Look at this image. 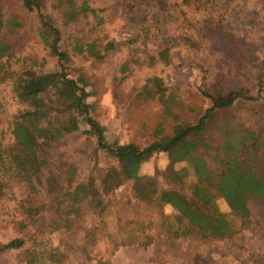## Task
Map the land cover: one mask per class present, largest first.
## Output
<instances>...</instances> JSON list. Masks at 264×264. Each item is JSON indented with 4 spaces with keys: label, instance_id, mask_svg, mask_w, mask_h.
Returning <instances> with one entry per match:
<instances>
[{
    "label": "rangeland",
    "instance_id": "374dc122",
    "mask_svg": "<svg viewBox=\"0 0 264 264\" xmlns=\"http://www.w3.org/2000/svg\"><path fill=\"white\" fill-rule=\"evenodd\" d=\"M84 8L98 11L102 22L97 26L95 17L88 15L77 24H64L58 1L44 0L45 12L61 31L62 50L68 54L66 72L88 81L93 92L88 102L109 142L146 147L160 135H171L178 123L196 124L213 105L204 93L230 91L246 98L216 114L205 138L210 148L201 147L199 154L208 160L217 155L222 129L245 128L264 137V0H90ZM0 16L6 24L13 19L17 24L14 29L7 25L0 35L12 47L14 69L59 70L58 58L41 38L36 14L25 10L22 0H0ZM97 38L114 41L116 48L104 60L79 53ZM154 77L169 89L164 105L145 92L148 79ZM25 108L10 82L0 84L4 146L13 145L12 124ZM88 129L83 125L45 148L47 167L32 184L0 169L5 183L0 193V247L25 235L27 241L21 249L0 253V264H28L34 253L44 250L58 251L61 264H264V201L258 198L248 202L251 216L242 231L224 239L203 238L177 221L171 207L137 199L133 181L107 198L102 215L92 214L86 204L78 218L64 214L69 201L48 192V177L67 187L72 167L75 185L93 180L100 186L116 165L98 149L96 138L86 134ZM2 159L0 155V163ZM169 164L167 154H156L142 165L140 175L156 178L160 189L176 188L192 197L195 178L190 167L183 180L174 181L165 177ZM185 168L186 163L177 166ZM28 199L41 211L35 222L24 215L31 205ZM216 204L229 212L224 200ZM55 219L61 224L64 219L73 221L69 228L56 230L50 225ZM47 257L38 256L39 262L49 264Z\"/></svg>",
    "mask_w": 264,
    "mask_h": 264
},
{
    "label": "trees",
    "instance_id": "16d2710c",
    "mask_svg": "<svg viewBox=\"0 0 264 264\" xmlns=\"http://www.w3.org/2000/svg\"><path fill=\"white\" fill-rule=\"evenodd\" d=\"M57 1L64 24H77L88 15L95 17L97 26L102 22L98 11L84 8L90 0ZM22 6L28 12L36 14L41 26V38L51 54L58 58L59 70L41 73L33 69H14L11 65L14 57L12 47L7 41L0 40V84L10 82L17 99L26 104V108L12 124L13 145L4 146L0 137V155L3 157L0 169L11 178L21 177L32 184L43 175L47 167V161L42 157L45 148L57 145L67 135L79 131L85 125L89 127L86 134L96 138L98 149L107 153L116 165L105 173L100 186L93 180L75 185L76 173L72 167L67 172V187L59 183V179L48 177V192L58 193L69 201L67 210L61 209L64 214H74L78 218L82 213V205L86 204L92 214L102 215L108 208L107 198L126 182L133 181L137 199L155 207H171L177 212V221L186 223L190 231H197L203 238L224 239L239 234L251 216L249 200L258 198L264 201V167L260 166V162L264 160V137L245 128H226L222 129V140L217 145L214 160H208L199 154V149L210 148L205 138L216 114L237 106L238 98H246L245 94L237 91L226 94L204 93L213 105L196 124L178 123L171 135H160L157 137L159 139L146 147L135 143H111L93 116L95 107L88 102L93 92L88 81L83 76L72 78L66 72L64 62L68 59V54L62 50L61 31L45 12L44 0H22ZM7 25L11 29L17 26L14 19L6 24L0 16V35ZM85 45L84 50L83 47L78 49L79 53L95 60H104L116 48L114 41L99 38L89 40ZM163 53V57H167L168 50ZM168 90L160 77L148 79L145 85L147 97L158 96L163 105L166 103L164 98L166 99ZM157 133H163L162 125L157 128ZM180 146L176 153L175 150ZM159 153H165L169 157L170 164L165 173L168 179L183 180L190 167L195 178L191 187L192 197L185 196L176 188L160 189L156 178L140 175L142 165ZM181 163H186L187 168L178 170L177 166ZM3 188L5 183L0 180V193ZM217 199L226 202L228 213L219 210ZM25 202H31V205L24 215L32 222L37 221V215L39 217L41 211L31 200ZM63 221L61 224L55 219L50 225L56 230L69 228L73 220ZM25 236L13 238L1 246L0 253L23 248L27 243ZM45 255L48 256L45 259L49 264L62 263V255L58 251L47 253L44 250L34 253L28 264H42L38 256L44 258Z\"/></svg>",
    "mask_w": 264,
    "mask_h": 264
}]
</instances>
